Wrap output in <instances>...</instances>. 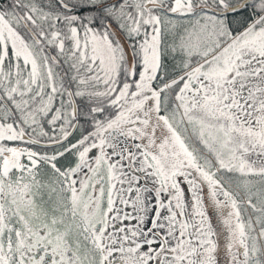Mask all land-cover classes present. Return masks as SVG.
I'll list each match as a JSON object with an SVG mask.
<instances>
[{"label": "snow or ice", "instance_id": "snow-or-ice-1", "mask_svg": "<svg viewBox=\"0 0 264 264\" xmlns=\"http://www.w3.org/2000/svg\"><path fill=\"white\" fill-rule=\"evenodd\" d=\"M0 264H264V0H0Z\"/></svg>", "mask_w": 264, "mask_h": 264}]
</instances>
